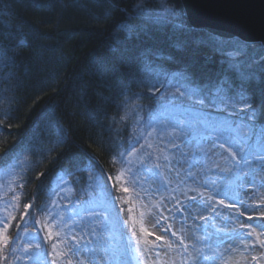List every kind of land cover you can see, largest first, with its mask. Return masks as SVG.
<instances>
[{"label": "trees", "instance_id": "1", "mask_svg": "<svg viewBox=\"0 0 264 264\" xmlns=\"http://www.w3.org/2000/svg\"><path fill=\"white\" fill-rule=\"evenodd\" d=\"M109 3L0 0V185H10L11 210L0 264L51 259L52 240L34 224L58 204H94L107 221L126 220L123 233L131 230L119 182L129 152L150 153L134 114L144 122L156 115L170 78L194 102L245 105L231 111L264 131V45L191 28L180 0H114L111 11ZM154 73L166 79L157 91ZM213 105L204 110L215 112Z\"/></svg>", "mask_w": 264, "mask_h": 264}, {"label": "rangeland", "instance_id": "2", "mask_svg": "<svg viewBox=\"0 0 264 264\" xmlns=\"http://www.w3.org/2000/svg\"><path fill=\"white\" fill-rule=\"evenodd\" d=\"M154 75V85L161 89L166 79ZM167 81L169 94L162 109L145 122L139 112L134 114L150 153L129 152L119 182L122 191L127 188L124 203L131 230L123 233L127 221H107L94 204L68 209L58 204L44 224H34L52 240L51 259L39 264H195L194 256L200 264H264V131L231 111L245 105L228 99L215 103L213 98L207 104L194 102L184 87L172 78ZM184 96L186 103L180 99ZM208 105L215 112H206ZM225 148L242 151L233 160ZM190 171L198 182L195 192H189ZM9 188L0 185V244L8 247L11 242L2 239V229L11 212ZM62 193L67 198L69 187ZM142 227L153 235H145ZM30 249L26 246L19 254L26 257ZM112 249L115 255L108 258ZM200 253L210 259L203 260Z\"/></svg>", "mask_w": 264, "mask_h": 264}, {"label": "water", "instance_id": "3", "mask_svg": "<svg viewBox=\"0 0 264 264\" xmlns=\"http://www.w3.org/2000/svg\"><path fill=\"white\" fill-rule=\"evenodd\" d=\"M188 25L264 45V0H180Z\"/></svg>", "mask_w": 264, "mask_h": 264}, {"label": "snow or ice", "instance_id": "4", "mask_svg": "<svg viewBox=\"0 0 264 264\" xmlns=\"http://www.w3.org/2000/svg\"><path fill=\"white\" fill-rule=\"evenodd\" d=\"M112 7H114V0H110L109 11H111ZM116 10L123 11V9H116ZM5 56H6V53H4L2 50H0V68H3L6 66L5 65ZM152 87H153V90H158V87L156 85H153ZM149 135H151V133H149ZM242 143H243V141H242ZM220 147L224 148V145L221 144ZM224 150L229 152V155L232 157L233 160H236L237 156H239L241 151H242V149H239V148H237L235 150V152L229 151L228 148H225ZM188 175L192 178V186L189 188V192H195V191H197L198 182L195 178V175L191 171L188 173ZM109 179H111V177ZM124 191L126 192L127 188H125ZM197 195L199 196L200 194L198 193ZM187 198L190 200H193V202H195V200L197 199V196H188ZM193 206L194 207L196 206L195 203L193 204ZM208 207H211V205H208ZM181 209H183L184 211H187V207L184 205H181ZM129 211H131V209ZM200 218L204 219L205 217L201 216ZM249 219H251V217H249ZM261 227H262V229H264V226H261ZM141 232H143L147 236L153 235V233L147 232L143 227L141 228ZM172 234L174 236L177 235V233L175 231ZM241 235H243V234H241ZM156 239L161 240L162 237L156 236ZM261 243L264 244V241H262ZM180 244L184 246V250H185V252H187L188 245L185 243V240L183 238L180 239ZM169 247H171V245H169ZM200 255L202 256L203 260H205V261L210 259L206 253H200ZM252 259L256 260L257 257L253 256ZM193 260L195 261V264H200L199 259H197L195 256L193 257Z\"/></svg>", "mask_w": 264, "mask_h": 264}]
</instances>
